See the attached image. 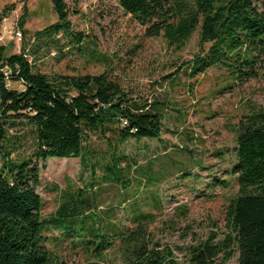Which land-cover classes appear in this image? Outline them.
Listing matches in <instances>:
<instances>
[{
    "label": "trees",
    "instance_id": "16d2710c",
    "mask_svg": "<svg viewBox=\"0 0 264 264\" xmlns=\"http://www.w3.org/2000/svg\"><path fill=\"white\" fill-rule=\"evenodd\" d=\"M116 1L145 38L162 37L180 50L198 33L199 53L190 62L189 78L218 65L235 80L258 76L257 64L264 59V0ZM51 7L56 22L37 38L70 30L66 1L51 0ZM75 42L84 44L81 35ZM24 55L7 56L0 46V67L18 71L13 81L24 86L21 91L7 88L0 73V264H67L57 252L64 245L80 250L85 264H102L109 251L115 252L117 264H180L174 249L154 239L156 215L136 202L126 226H120L109 219L113 209L98 214L91 208L82 188L64 192L55 213L42 217L34 162L79 158L86 166L89 134L115 130L120 144L138 142L159 137L162 120L157 103H138L105 74L49 78L35 72ZM17 121H25L33 135L28 156L19 155V136L9 134ZM236 134L230 173L238 189L226 207L225 232L221 240L211 233L187 247L186 264H225L234 249L238 264H264V107L253 106L237 123ZM104 171L108 182L121 184L118 159L112 156Z\"/></svg>",
    "mask_w": 264,
    "mask_h": 264
},
{
    "label": "rangeland",
    "instance_id": "374dc122",
    "mask_svg": "<svg viewBox=\"0 0 264 264\" xmlns=\"http://www.w3.org/2000/svg\"><path fill=\"white\" fill-rule=\"evenodd\" d=\"M65 1L69 32L37 38L56 22L51 0H0L5 54H26L34 71L49 78L105 74L138 103H157L162 132L124 144L117 141L115 130L89 134L86 166L79 158L34 162L41 215L49 219L64 192L84 188L91 208L98 214L113 209L109 219L126 226L129 207L136 202L157 217L151 228L155 241L174 249L178 262L186 264L187 247L211 233L221 240L225 232L226 207L238 189L230 173L236 163V125L253 106L264 107V59L255 78L235 80L220 65L189 78L190 62L199 53L197 32L179 50L162 37L145 38L116 0ZM77 35L82 46L75 42ZM8 86L22 89L16 81ZM25 123L17 121L9 134L19 136V155L28 156L34 141ZM112 156L122 169L121 184L107 181L104 167ZM57 252L67 264L86 263L80 250L64 245ZM114 253L107 252L102 264H117ZM237 259L234 249L225 264H238Z\"/></svg>",
    "mask_w": 264,
    "mask_h": 264
},
{
    "label": "built area",
    "instance_id": "2783aa9c",
    "mask_svg": "<svg viewBox=\"0 0 264 264\" xmlns=\"http://www.w3.org/2000/svg\"><path fill=\"white\" fill-rule=\"evenodd\" d=\"M15 37L17 38L18 41H21L22 39V34L20 31H15ZM5 36V32L3 29L0 28V42L3 41ZM26 58H28L26 55H24ZM0 73L3 75V77L5 78V80L7 81V88H9V83L13 81L14 74L17 75L18 71H15V73H13L7 66H4L2 68H0ZM20 84V86L22 87L21 90L24 89V86L22 84V82H18Z\"/></svg>",
    "mask_w": 264,
    "mask_h": 264
}]
</instances>
